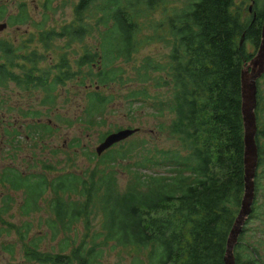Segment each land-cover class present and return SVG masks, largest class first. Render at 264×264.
<instances>
[{
  "label": "trees",
  "instance_id": "16d2710c",
  "mask_svg": "<svg viewBox=\"0 0 264 264\" xmlns=\"http://www.w3.org/2000/svg\"><path fill=\"white\" fill-rule=\"evenodd\" d=\"M54 1L44 0L45 9L50 10ZM185 1L184 6L174 7L173 0H78L71 23L60 30L42 28L39 32L46 50L53 40L64 41L70 49L88 36L96 38L97 43L84 45L75 60L80 70L88 69L80 79L82 84L89 78V85L95 87L87 93V121L102 114L114 98L104 96L100 88L120 80L117 64L134 62L135 55L153 43L172 45L166 63L144 56L136 68L144 82L127 88V98L133 104L151 103L157 117L171 116L161 129L178 145L155 144L147 151L138 145L121 146L101 155L89 153L95 166L87 176L63 172L50 178L56 168L47 164L38 174L0 170V184L25 193L29 204L22 208L24 215L38 211L39 202L52 195L50 211L56 220L50 224L52 229L68 230L80 219L102 216L101 230L80 243L65 240L61 253L42 252L43 237L28 239L27 226L22 232L23 241L28 239L26 259L43 264H98L114 246L128 249L130 264H226L228 238L245 193L241 76L259 50L264 0H251L255 14L248 18L234 9L235 0ZM27 20L25 10L23 23ZM248 42L255 51L249 50ZM0 51V87L13 81L26 91L40 90L45 95L42 102L50 106L56 104L60 88L79 78L67 50L47 70L40 66L46 60L42 51L20 55L1 39ZM160 69L161 76H152L153 70ZM262 80L264 73L257 81L255 110L256 196L264 179ZM144 143L150 144L145 140L144 147ZM132 149L139 156L128 157L131 165L125 158ZM116 167H124L129 175L124 191L117 187ZM256 204L255 200L251 220L257 214ZM90 223H86L87 231L92 229ZM247 230L243 226L234 247L235 264H264L260 256L264 239L250 244L244 239Z\"/></svg>",
  "mask_w": 264,
  "mask_h": 264
},
{
  "label": "rangeland",
  "instance_id": "374dc122",
  "mask_svg": "<svg viewBox=\"0 0 264 264\" xmlns=\"http://www.w3.org/2000/svg\"><path fill=\"white\" fill-rule=\"evenodd\" d=\"M77 1L55 0L51 9L47 10L44 7V0H26L28 20L18 29L9 26L2 34L8 37L15 36L22 42L18 51L20 55L31 50L44 52L46 60L40 64L44 70L55 65L59 61V55L67 50L71 59V68L79 73V78L69 81L65 87L58 90V99L54 106L42 102L45 95L40 90L26 91L13 81L0 87V170L14 168L24 174H38L44 171L43 164H47L53 165L57 171L50 173L48 175L50 178L63 172L84 173L87 176V172L95 166L88 154L96 155L97 147L111 133L130 128L136 131L115 144L114 149L121 146L127 149L138 145L147 151L148 147L155 144L167 148L178 145L176 139L168 137V132L161 129L162 123H169L171 116L157 117L151 103L142 104L141 101H134L133 104L127 98V88L133 89L144 82L136 72L137 65L144 56H151L157 62H167L172 45L165 43L158 42L147 46L135 55L134 62L117 64L121 67L119 75H122L123 80L120 77V80L107 87H99L104 96H114V98L102 114L93 116L92 121H87L89 117L84 113L88 106L87 93L95 87L89 85L91 83L89 78L84 79L82 84L81 78L85 77L88 69L84 67L80 70L75 60L82 54L84 45L97 43L96 38L88 36L83 44L74 43L70 49L66 47L64 41L53 40L50 42L51 48L46 50L39 41V32L42 28L60 30L73 21L74 6ZM184 1L173 0L174 7L184 6L186 2ZM235 4L234 9H239L243 17L248 18L255 14L254 1L235 0ZM250 6H252L251 11ZM155 15L157 16L158 12ZM248 48L250 51H255L254 45L249 42ZM158 65L163 67V64H156ZM246 68L250 71L252 64H248ZM162 74L161 69L152 72V76L156 77ZM261 90L264 91V80L261 83ZM88 122L91 124L89 125ZM262 123H264V113ZM145 140L150 143H144L146 147L142 144ZM131 155L136 158L139 156L136 154V149L128 151L125 158L127 163L130 162L131 159L128 157ZM116 170L117 187L120 191H124L128 186L129 175L124 167H116ZM159 170L164 172V169L159 168ZM261 172L264 173V170ZM260 181L263 188L259 190L257 196L255 193L254 198V201H257V214L252 220L248 218L247 224L244 225L248 229L244 239L250 244L264 239V179ZM51 198L52 195L48 194L47 200L39 202L38 211L24 215L22 208L29 204L25 193L20 190L15 191L9 185L0 184V264H43L26 259L24 248L28 239L40 240L43 237L39 242V249L42 252L57 253L63 249L65 240L70 239L80 243L87 236L89 238L90 234L101 230V215H93L87 220L80 219L68 230L58 226L52 229L50 224L56 220L50 211ZM78 199L79 197L75 195L74 200ZM87 221H91L92 229L89 231L86 229ZM27 226L30 231H28V239L24 242L22 232ZM260 256L264 261V244L260 249ZM130 262L128 249L113 246L107 249L98 264H130Z\"/></svg>",
  "mask_w": 264,
  "mask_h": 264
},
{
  "label": "water",
  "instance_id": "95a60500",
  "mask_svg": "<svg viewBox=\"0 0 264 264\" xmlns=\"http://www.w3.org/2000/svg\"><path fill=\"white\" fill-rule=\"evenodd\" d=\"M249 10H252L250 6ZM6 27V24H0V30ZM244 40V35L242 41ZM252 69L249 71L246 67L241 76L242 92V115L244 121V142H245V193L241 203V208L230 232L225 261L226 264H235L234 247L243 231L249 215L253 210L255 198V176L258 168V144L256 140L258 125L256 118L257 107V81L264 73V23L262 26V39L259 50L255 57L249 62ZM135 129H123L108 135L105 140L97 147L96 153L101 155L113 145L125 140L131 136Z\"/></svg>",
  "mask_w": 264,
  "mask_h": 264
},
{
  "label": "flooded vegetation",
  "instance_id": "af4514ba",
  "mask_svg": "<svg viewBox=\"0 0 264 264\" xmlns=\"http://www.w3.org/2000/svg\"><path fill=\"white\" fill-rule=\"evenodd\" d=\"M26 1V0H25ZM24 0H0V24H6V27L0 30V39L5 44H10L12 48L17 49L21 45V41L15 36H2L3 32L9 26L18 29L23 23L24 11L28 10V3ZM1 52V51H0Z\"/></svg>",
  "mask_w": 264,
  "mask_h": 264
}]
</instances>
